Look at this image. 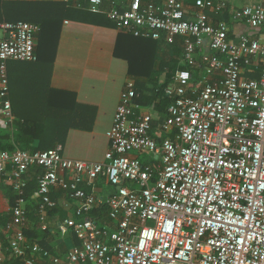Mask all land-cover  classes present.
<instances>
[{
    "label": "built area",
    "instance_id": "built-area-1",
    "mask_svg": "<svg viewBox=\"0 0 264 264\" xmlns=\"http://www.w3.org/2000/svg\"><path fill=\"white\" fill-rule=\"evenodd\" d=\"M106 15L119 31L183 57L167 86V118L137 102L133 83L121 94L108 133L104 163L67 159L63 148L0 152V185L15 195L0 264H36L49 254L25 235L26 176L42 169L35 198L44 221L61 190L79 203L61 226L80 245L54 264H264V40L237 36L216 22L228 9L219 0H108ZM105 0H89L104 13ZM233 23L264 29V4L232 15ZM41 28L0 22L1 113L14 121L9 63H33ZM248 73L260 74L248 79ZM147 154L142 162L132 153ZM107 181L115 191L96 196L87 187ZM107 207L104 225L92 213ZM104 217V218H105ZM43 229L47 227L43 225Z\"/></svg>",
    "mask_w": 264,
    "mask_h": 264
},
{
    "label": "crops",
    "instance_id": "crops-1",
    "mask_svg": "<svg viewBox=\"0 0 264 264\" xmlns=\"http://www.w3.org/2000/svg\"><path fill=\"white\" fill-rule=\"evenodd\" d=\"M6 1L16 4V8L24 10L25 13H29L24 14L23 18L35 20L36 22L33 24L37 23L40 26L41 33L37 37V50L40 46V38L45 28L48 27V30H52L50 32L51 35H58V46L53 62L50 61V57L42 58L43 64L36 65L39 61L37 54L38 60L33 63H26L27 65H24V62H10L8 67L9 74L11 73L17 76L22 82L23 87L27 88L30 86L38 70L40 77L42 76L45 81L43 91L49 89L50 86L54 90L71 92L76 94L80 104L96 108L92 129L87 131L70 130L66 143L64 145H58L55 149L62 146L63 156L67 159L89 163H104L105 155L110 147L108 133L113 126L114 116L120 103L121 94L128 83H133L135 90L137 87L136 79L129 74V63L127 60L115 55L118 40L124 36L123 32L121 33L117 26L113 28L103 23V21H101V24L98 21L96 23L86 21L80 14L82 7L81 0ZM219 1L229 3L232 15L235 11L245 7L264 4V0ZM89 12L91 11L89 10ZM231 28L237 36L256 34L264 40V29L260 33H253L248 27L235 23H232ZM175 49L162 47L158 52L159 62L171 60L169 58L173 56L176 60L181 61L183 50L182 52H178L174 51ZM167 74L168 70L161 72L159 75L161 83L162 75L166 76L164 82L168 80ZM249 74L254 75L252 73H248L247 75ZM41 80L42 78L39 83ZM143 108L151 109L153 107ZM1 109L0 102V127L4 131L10 132L13 122L9 124L6 121L1 113ZM83 188L91 194L103 197L115 191L105 180H100L90 187L83 185ZM35 193L31 201H28L27 204L29 210L27 229L29 231L36 230V233H39L46 231L43 229V225H45L47 229L52 230L51 233L53 236L52 242H50L52 251L43 248L50 257L37 256L36 264H54L51 260L52 257L62 258L69 251L80 245L79 239L73 232L65 234L61 230L64 221L74 217L79 203L73 200L68 193L61 190H54L51 198L56 204V207L54 209H47L43 221L39 208L40 201L35 198ZM11 196L15 198L11 187L8 184L0 185L1 217L5 215H10L11 217V208L15 204V199L11 202ZM101 209L95 210L92 214ZM92 217L94 216L92 215ZM94 218L97 219L96 217ZM5 228L6 225H0V249L7 252L9 241L4 234Z\"/></svg>",
    "mask_w": 264,
    "mask_h": 264
},
{
    "label": "trees",
    "instance_id": "trees-1",
    "mask_svg": "<svg viewBox=\"0 0 264 264\" xmlns=\"http://www.w3.org/2000/svg\"><path fill=\"white\" fill-rule=\"evenodd\" d=\"M228 9L221 17L214 18L216 22H225L232 25L233 18L231 7L227 2ZM16 4L10 1L0 0V22H29L35 20L24 19V10L16 8ZM80 14L88 22L96 21L106 23L115 28L116 25L110 21L106 12L93 14L89 12L88 0H81ZM109 9L108 0H105L104 11ZM37 24V23H36ZM52 30L48 27L43 30L40 38V46L37 50L39 61L36 65H42V58L50 57L53 62L57 46L58 35L50 34ZM122 33V32H121ZM117 43L115 55L124 58L129 63V74L137 81L136 102L142 107H153L159 113V119L155 121V126L162 125L167 118V111L170 104L165 90L171 83L179 61L175 58L159 62L158 52L162 49L161 43L153 40L135 38L132 35L123 33ZM43 36V37H42ZM174 51L182 52L180 46L175 47ZM41 60V61H40ZM17 63V62H16ZM24 65H27L24 63ZM34 65V64H33ZM168 71V80L160 82L161 72ZM11 74V73H10ZM10 96L12 102L14 121L10 132L4 131L0 127V151H15L20 149L31 153L45 152L55 149L58 145H64L67 141L70 130H91L95 118L96 108L82 105L78 102L74 93L49 89L43 91L44 78L38 73L34 75L30 86L23 87L22 82L17 76L10 75ZM41 82L39 83L40 79ZM248 79H259L260 74L246 75ZM1 102V99H0ZM42 176V169L35 167L26 176L28 180V190L26 191L27 201H31L32 196L38 188L39 178ZM12 194V193H11ZM11 202L15 199L11 196ZM29 211V210H28ZM53 211V210H52ZM50 211V212H52ZM108 212L107 207L92 214L100 219L102 225L107 221L104 213ZM33 215V214H31ZM105 217V219H103ZM36 218V217H35ZM11 221L10 215L0 216V225L7 226ZM52 230L36 233V230H25V235L32 243L39 244L42 248L52 251Z\"/></svg>",
    "mask_w": 264,
    "mask_h": 264
},
{
    "label": "rangeland",
    "instance_id": "rangeland-1",
    "mask_svg": "<svg viewBox=\"0 0 264 264\" xmlns=\"http://www.w3.org/2000/svg\"><path fill=\"white\" fill-rule=\"evenodd\" d=\"M168 71H169V76H170L171 69L168 70ZM161 78H162V82H164V79L166 78V76L165 75L164 76L162 75ZM132 154L135 155V156H138L142 162H151V158L147 154H140L139 152H134Z\"/></svg>",
    "mask_w": 264,
    "mask_h": 264
}]
</instances>
